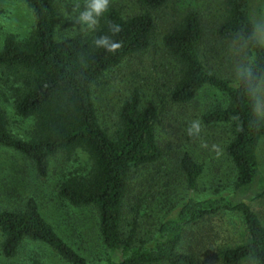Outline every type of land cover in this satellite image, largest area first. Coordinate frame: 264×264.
<instances>
[{
    "label": "trees",
    "instance_id": "obj_1",
    "mask_svg": "<svg viewBox=\"0 0 264 264\" xmlns=\"http://www.w3.org/2000/svg\"><path fill=\"white\" fill-rule=\"evenodd\" d=\"M144 11L129 18L109 6L91 36L56 39L57 6L54 0H25L34 17L27 39L7 37L0 49V72L13 84L15 114L31 119L33 130L27 140L14 138L0 110V147L20 154L32 163L37 176L48 175L49 159L63 153L83 152L90 169L85 176H71L59 187V199L74 208H93L98 231L109 252L104 264H197L179 248L188 228L220 214L239 215L245 226L242 244L221 252L223 264H264V226L249 204L264 198V178L258 164V147L264 138V121L258 111L256 90L264 79V45L258 40L249 15V0H224V14L217 37L247 50L251 61L235 85L209 73L199 56L204 38L200 17L186 10L162 45L178 68L169 102L185 106L209 87L226 99L224 107L207 110L204 126L231 129L225 154L236 171L230 196L197 201L194 191L203 167L188 154L178 158L189 197L172 217L159 227L151 244L134 241V230L122 231L123 202L133 170L162 158L156 139L159 120L154 106L142 108L133 91L122 103L116 131L109 135L98 122L92 98L102 75L125 59L146 51L155 32L151 11L171 0H137ZM109 21L121 31L113 35ZM108 35L123 46L115 53L97 47L95 40ZM0 253L13 258L24 241L43 244L68 264H88L67 245L41 216L37 203L28 199L22 210L0 209Z\"/></svg>",
    "mask_w": 264,
    "mask_h": 264
},
{
    "label": "rangeland",
    "instance_id": "obj_2",
    "mask_svg": "<svg viewBox=\"0 0 264 264\" xmlns=\"http://www.w3.org/2000/svg\"><path fill=\"white\" fill-rule=\"evenodd\" d=\"M54 1L57 6V40L92 35L93 29L79 19L91 0ZM109 6H113L124 19L144 11L137 0H109ZM188 9L200 17L204 38L199 56L205 69L235 85L251 57L245 48L228 44L216 35L224 14V0H171L165 7L151 11L155 21L151 46L106 71L92 91L98 122L109 135L116 131L120 107L133 91L139 93L142 108L154 106L159 112L156 139L162 158L152 165L133 170L123 202L122 231L127 236L134 230L136 242L153 243L160 225L175 215L189 197L177 164L183 154L190 155L203 167L194 191L197 201L230 196L236 181V171L225 154V147L232 137L231 129L223 125L210 128L201 122L207 110L226 105L225 97L205 87L188 105L169 102L178 68L164 50L162 38ZM249 15L257 38L264 45V0H249ZM33 27L34 17L25 0H0V49L7 37L24 41ZM13 87L0 72V110L6 118V128L14 138L27 140L34 122L15 114ZM256 99L264 121V79L256 90ZM194 121L199 122L200 131L197 133L193 129L189 134ZM257 157L264 178V138L260 141ZM89 169L90 162L83 152L58 153L49 159L48 175L41 179L31 162L0 147V209L22 210L26 201L33 199L41 216L67 245L88 264H104L109 252L99 235L95 209L71 207L57 195L66 179L85 176ZM249 206L264 226V198ZM245 239L241 217L220 214L188 228L179 250L192 256L197 264H223L221 252L242 244ZM0 264L68 263L43 244L24 241L13 258H4L0 253Z\"/></svg>",
    "mask_w": 264,
    "mask_h": 264
},
{
    "label": "clouds",
    "instance_id": "obj_3",
    "mask_svg": "<svg viewBox=\"0 0 264 264\" xmlns=\"http://www.w3.org/2000/svg\"><path fill=\"white\" fill-rule=\"evenodd\" d=\"M109 7V0H91L86 6V10L81 13L80 21L86 22L89 28L95 30L99 23V18L107 12ZM109 30L113 35L118 34L121 31V27L118 24H114L109 21ZM97 47H105L109 53H115L123 46L122 41L113 42L111 37L108 35L100 36L95 40ZM198 133L200 131V124L198 121H194L189 129V134H192V130Z\"/></svg>",
    "mask_w": 264,
    "mask_h": 264
}]
</instances>
